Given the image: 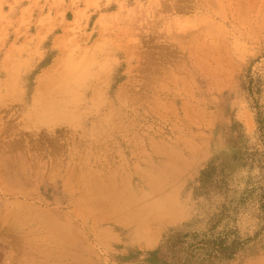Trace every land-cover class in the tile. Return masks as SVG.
<instances>
[{
    "label": "rangeland",
    "instance_id": "374dc122",
    "mask_svg": "<svg viewBox=\"0 0 264 264\" xmlns=\"http://www.w3.org/2000/svg\"><path fill=\"white\" fill-rule=\"evenodd\" d=\"M0 264H264V0H0Z\"/></svg>",
    "mask_w": 264,
    "mask_h": 264
},
{
    "label": "bare ground",
    "instance_id": "6f19581e",
    "mask_svg": "<svg viewBox=\"0 0 264 264\" xmlns=\"http://www.w3.org/2000/svg\"><path fill=\"white\" fill-rule=\"evenodd\" d=\"M147 15V14H146ZM145 15V16H146ZM156 17V16H155ZM153 22V21H152ZM156 28V27H155ZM123 44H124V42H123ZM133 45V44H132ZM131 46V45H130ZM129 46V47H130ZM126 49H127V47H126ZM130 50V49H129ZM130 54V53H129ZM129 58V57H128ZM97 60V59H96ZM57 63V62H56ZM54 66V65H53ZM51 68V67H50ZM59 69V68H58ZM48 72V71H47ZM51 72V71H50ZM58 72V71H57ZM52 73V72H51ZM57 74V73H56ZM62 75V74H61ZM56 78H58L57 76H56ZM56 81V80H55ZM58 81V80H57ZM56 81V82H57ZM38 87H40V86H38ZM42 87V86H41ZM91 87V86H90ZM74 88V87H73ZM78 88V87H77ZM43 90H44V87H43ZM64 90V89H63ZM85 90V89H84ZM74 91V90H73ZM64 92V91H63ZM45 94H47V93H45ZM59 96H60V93H59ZM61 97V96H60ZM66 97V96H65ZM67 97H69V96H67ZM67 97L66 98H63L62 100H55V99H52V100H50L49 102H47L45 105H50V107L51 108H56L58 105L59 106H61V107H65L68 103H69V101L70 100H68L67 99ZM109 98V97H108ZM92 103V102H91ZM107 103V102H106ZM83 104V103H82ZM89 104V103H88ZM73 106V105H72ZM77 106H78V104H77ZM92 108V107H91ZM92 111V110H91ZM79 112V111H78ZM87 114V113H86ZM88 115V114H87ZM85 118V117H84ZM92 118V117H91ZM95 118H97V117H95ZM87 119V118H86ZM32 123V122H31ZM9 146V145H8ZM15 154V153H14ZM159 158V157H158ZM167 160V159H166ZM161 161V160H160ZM13 162V161H12ZM159 162V161H158ZM148 164H149V162H148ZM24 166V165H23ZM22 166V167H23ZM67 166V165H66ZM168 167V166H167ZM24 168V167H23ZM82 168V167H81ZM98 168V167H97ZM170 168V167H169ZM105 169V168H104ZM70 170V169H69ZM158 170V169H157ZM77 171V170H76ZM103 171V170H102ZM2 172V171H1ZM72 172V171H71ZM75 171H73L72 173H70V175L71 174H73ZM12 173V172H11ZM19 173V172H18ZM40 173V172H39ZM76 173V172H75ZM68 174V173H67ZM69 175V176H70ZM109 175V174H108ZM111 175V174H110ZM74 176H75V174H74ZM13 177V176H12ZM107 177V176H106ZM107 180V179H106ZM116 180V179H115ZM68 181H70V180H67V182ZM26 182V181H25ZM80 182V181H79ZM84 182V181H83ZM107 183H108V181H106ZM54 183V182H53ZM52 184V183H51ZM80 184H81V182H80ZM79 184V185H80ZM107 185V184H106ZM109 185V184H108ZM111 185V184H110ZM52 187H53V185H52ZM111 187V186H110ZM109 187V188H110ZM82 188V187H81ZM113 189V188H112ZM111 189V190H112ZM64 190H65V188H64ZM119 191V190H118ZM69 192V191H68ZM78 192H79V190H78ZM86 192H87V190H86ZM84 194V193H83ZM65 195V194H64ZM82 197V196H81ZM85 197H86V195H85ZM84 198V197H83ZM100 200H102L101 198H99ZM78 200V199H77ZM90 202V201H89ZM103 202V201H102ZM105 202V201H104ZM72 205V204H71ZM82 206V205H81ZM79 211V210H78ZM78 213V212H77ZM66 214H67V212H66ZM79 214V213H78ZM62 215H64V214H62ZM79 215H81V214H79ZM68 216V215H67ZM60 217H62L61 215H60ZM95 217V216H94ZM53 218V217H52ZM60 219V218H59ZM64 219V218H63ZM174 220V219H173ZM93 221V220H92ZM98 221V220H97ZM71 222H74V221H71ZM93 223H94V221H93ZM94 227V226H93ZM95 227H97V226H95ZM51 235V234H50ZM46 236V235H45ZM52 237H54V235L52 236ZM61 237V236H60ZM59 237V239H61ZM48 238H50V237H48ZM46 239V238H45ZM45 239H44V241H45ZM57 239V238H56ZM55 239V240H56ZM43 241V242H44ZM46 242H48V240L47 241H45L44 243H45V245H46ZM53 242V241H52ZM62 242V241H61ZM49 243L50 244H52L50 241H49ZM55 243V242H54ZM53 243V244H54ZM57 243V242H56ZM52 244V245H53ZM57 244H59V241H58V243ZM51 245V246H52ZM63 245V244H62ZM54 246V245H53ZM45 251H44V254H45V256H46V258H48V259H50L51 261H67L68 259H70L71 258V256H73V250H68V249H66V247L64 248H62V246L61 247H58V245H56V247H50V248H48V246H47V248L45 247V249H44ZM43 251V250H42ZM43 254V253H42ZM35 257V256H34ZM42 257H44V256H42ZM34 259H37V258H34Z\"/></svg>",
    "mask_w": 264,
    "mask_h": 264
}]
</instances>
